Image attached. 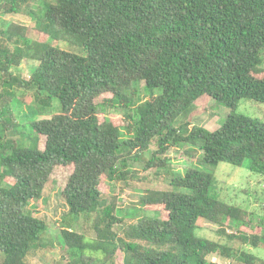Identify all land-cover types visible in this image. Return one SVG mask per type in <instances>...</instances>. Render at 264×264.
I'll use <instances>...</instances> for the list:
<instances>
[{"label": "trees", "instance_id": "1", "mask_svg": "<svg viewBox=\"0 0 264 264\" xmlns=\"http://www.w3.org/2000/svg\"><path fill=\"white\" fill-rule=\"evenodd\" d=\"M21 2L3 7L18 14ZM36 27L37 40L14 23L0 31V264H31L48 229L35 205L52 181L72 218L96 217L94 241L63 227L61 244L71 264H98L97 255L101 264H218L208 256L236 255L197 231L208 222L233 240L229 231L247 222L243 209L217 198L213 168L248 161L264 176V122L237 113L243 100L264 104V75L258 76L264 0H57L43 5ZM5 41L15 46L12 52ZM64 42L85 55L61 49ZM27 52L38 62L29 80L14 72ZM17 89L24 92L23 105L39 114H49L58 101L51 119L29 124L35 148L9 137L23 127ZM208 99L231 110L219 129L176 125ZM155 139L158 150L146 171L167 168L171 159L162 157L183 145L202 159L199 167L173 175L174 190L144 192V215L128 224L119 205L130 192L121 195L117 185L135 178V162ZM243 235L255 247L262 241Z\"/></svg>", "mask_w": 264, "mask_h": 264}, {"label": "rangeland", "instance_id": "2", "mask_svg": "<svg viewBox=\"0 0 264 264\" xmlns=\"http://www.w3.org/2000/svg\"><path fill=\"white\" fill-rule=\"evenodd\" d=\"M13 0L0 1V31L8 28L11 23L18 26H26L29 28L27 35L33 40L38 39L36 33V23L40 18L45 3L55 4L57 0H26L21 2V11L18 14H9L3 5L12 4ZM44 3V4H43ZM7 44V42L5 41ZM57 45V42L54 44ZM11 52L14 49L13 44H7ZM61 49L76 54L85 55L82 48L71 45L69 43H60ZM32 52H27L26 57L21 60L20 65L14 69V72L26 80L31 78L34 69L38 66V62L33 60ZM264 75V65L262 66L259 77ZM19 101L17 107L18 119L23 127L10 133L9 137L18 141H23L28 147L35 148L37 134L32 128L29 130V124L33 120L51 119L59 112L56 108L58 101L54 100V108L49 114H39L38 110L23 105L22 98L24 92L17 89ZM158 93V92H157ZM110 94L103 96L104 99L110 98ZM33 98V92L26 94V101ZM100 101H103L102 99ZM231 110L214 100H206L192 109L184 113L176 122L177 126L189 123L191 126L203 127L210 131L219 129L226 121ZM237 113L244 114L253 119L264 122V104L254 100H243L237 109ZM114 114V113H112ZM27 135V136H25ZM30 135V138L28 137ZM158 150L157 139L154 140L149 152L143 154L133 166L135 178L130 176L127 183L120 182L117 185V192L121 195L129 191L127 200L120 201V207L124 211L127 223H135L140 213L141 199L144 192L151 190L172 191L174 188L170 185L173 175H183L190 167H199L198 160L202 159V155L197 149L188 146H180L178 149L170 150V153L163 156L171 159V163L165 169L145 170L146 164L153 158V153ZM247 161L242 167L231 164L222 163L213 168L218 178L217 198L227 204L234 205L243 209L245 214L246 225L240 227L239 224L229 233H234L236 237L229 240L221 237L218 226L208 222H201V229L197 231V235L216 241L222 245L228 246L236 253L232 258L224 259L219 254H211L208 256L210 262L218 264H249L242 257L243 253H247L256 258L253 264H264V176L254 173L249 169ZM35 204V203H33ZM33 204L30 207H34ZM35 216L44 219L48 224V229L41 235V239L36 243L29 260L31 264H71L73 259L67 249L61 244V234L64 226H72L75 231L83 234L89 241L97 238L95 230L94 215H82L77 219L69 215V208L65 198L56 182H50L44 191L42 199L35 205ZM152 215L151 212L147 213ZM249 222V223H248ZM243 234L258 235L262 241L258 247L253 246L248 241L244 242L239 238ZM245 235H243L244 237ZM80 255L81 253H76ZM123 254L118 255V263H121ZM130 258V255L128 256ZM98 264L103 260L102 255H97ZM3 261V255L0 254V263Z\"/></svg>", "mask_w": 264, "mask_h": 264}]
</instances>
